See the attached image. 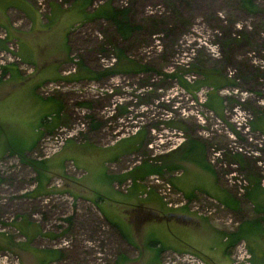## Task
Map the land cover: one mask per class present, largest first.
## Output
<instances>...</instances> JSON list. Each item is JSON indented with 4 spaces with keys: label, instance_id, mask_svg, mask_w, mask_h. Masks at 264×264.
I'll list each match as a JSON object with an SVG mask.
<instances>
[{
    "label": "rangeland",
    "instance_id": "1",
    "mask_svg": "<svg viewBox=\"0 0 264 264\" xmlns=\"http://www.w3.org/2000/svg\"><path fill=\"white\" fill-rule=\"evenodd\" d=\"M24 1L44 28L12 8L0 27V264H251L264 0ZM105 3L139 27L122 38L94 16ZM209 70L225 84H201ZM189 140L208 169L182 157Z\"/></svg>",
    "mask_w": 264,
    "mask_h": 264
},
{
    "label": "trees",
    "instance_id": "2",
    "mask_svg": "<svg viewBox=\"0 0 264 264\" xmlns=\"http://www.w3.org/2000/svg\"><path fill=\"white\" fill-rule=\"evenodd\" d=\"M239 3L241 5L242 8L246 9L249 12H256L257 11V5L254 3L253 0H239ZM127 13H128V9L127 8H121V7H116L113 5H110L109 3H105L104 5H101L99 8L95 9L94 11V16L96 17H102L105 20L111 22L117 33L122 37V38H127L135 29H137L139 26L138 25H134L131 24V22H129L128 18H127ZM117 58L118 61L120 62V60L123 58V53L121 50H118L117 53ZM125 67H129V63H124L123 65L120 66V68L116 69L117 72H120L122 70H127L125 69ZM142 67H139L137 70L141 69ZM5 71V70H4ZM3 71V72H4ZM113 71V70H112ZM212 70H209L207 72L202 73V79L200 81V83L205 84V85H209L211 87V89H217L220 88L221 86H223V83L221 78L216 77L213 72H210ZM174 75V74H173ZM213 79V80H212ZM179 82L180 85L182 87H184L185 89H188L190 86L188 81H186V79L182 78L181 75L179 76ZM205 104L211 108V109H217L218 105L214 106L211 102H210V98L209 96L207 97ZM189 144H191L193 146V149L189 146ZM16 153L20 159V161L26 163V164H30L32 165L33 168H36V172L37 175L39 176V174L41 173V171H39L37 169V166H44L47 167L46 165V161H40V160H32L27 158L23 152H21V150H16ZM183 158H187V160L194 162L196 165H199L205 169H208L209 167L206 165L205 161H204V154L202 151V147L200 145V147H198V143L194 140H189L188 144L184 147L183 149ZM154 171V170H153ZM2 180L0 179V182ZM258 183H255V187H257ZM41 186V183L39 184V187ZM31 225H34L36 227V225L34 223H30ZM18 230L20 231V229L18 228ZM31 228L26 230V234H24L26 237H29V235L33 236V233L31 232ZM236 238H245V237H240V236H236ZM263 239V238H262ZM234 241L231 240L230 243H233ZM154 242L152 241V244ZM252 247V245H250ZM249 246V252L251 253L252 257H253V250L252 248H250ZM44 251H50L49 249H45V250H39V256L41 258V262H44L47 260L51 259L52 254H50L49 256L44 255ZM53 252L54 251H50ZM46 256V257H45ZM157 256V254H156ZM253 262V263H252ZM252 262L251 264H254V259L252 258Z\"/></svg>",
    "mask_w": 264,
    "mask_h": 264
},
{
    "label": "crops",
    "instance_id": "3",
    "mask_svg": "<svg viewBox=\"0 0 264 264\" xmlns=\"http://www.w3.org/2000/svg\"><path fill=\"white\" fill-rule=\"evenodd\" d=\"M24 2L22 5H20V7H17V6H6V10L3 8V6L0 8V27H2L4 30V34L8 37L9 35H12L11 34V28L8 27V23H7V11L8 9L12 8V9H16L18 11H21L23 12V14L29 19V21H34V22H38L37 25L38 26H41V28H44V23H42L41 21V17L39 16L38 17V14L36 12L35 9H33V7H31L27 2H25L24 0L22 1ZM28 11V13H27ZM6 13V15H5ZM27 13V14H26ZM2 25V26H1ZM41 28H39L38 30H42ZM3 42V41H2ZM26 44H27V41H26ZM28 45V44H27ZM256 198V197H255ZM90 203V202H89ZM96 203V202H95ZM94 203V204H95ZM101 203V202H100ZM255 204L258 205V207L260 208V217H255L253 220V225L255 227H258L259 226V223L261 220H264V207H260V204H263L264 205V202L263 201H259L257 200L256 202H254ZM102 204V203H101ZM103 207H105V205L103 204ZM106 208V207H105ZM94 209H96V207L94 206ZM258 209V208H257ZM21 221H23L26 224H28L29 226L31 225L30 223L32 222H29L26 217L25 218H21L20 219ZM260 220V221H259ZM20 223V222H19ZM17 224V223H16ZM15 224V226H16ZM36 225V224H35ZM264 228V226H262ZM37 226H36V229H34V231L32 232L33 235L38 233L37 231ZM262 236H264V234H262ZM263 238V239H262ZM260 238V235H255V239L257 240L256 243L254 245H252V247L250 246V248H252L253 250V259H254V264H264V237ZM253 263V262H252Z\"/></svg>",
    "mask_w": 264,
    "mask_h": 264
}]
</instances>
